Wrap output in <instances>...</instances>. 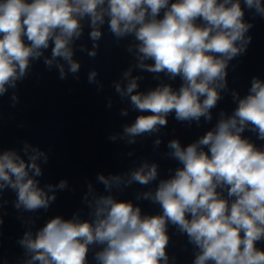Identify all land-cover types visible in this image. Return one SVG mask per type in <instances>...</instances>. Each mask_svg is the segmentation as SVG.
<instances>
[{"label": "clouds", "instance_id": "obj_1", "mask_svg": "<svg viewBox=\"0 0 264 264\" xmlns=\"http://www.w3.org/2000/svg\"><path fill=\"white\" fill-rule=\"evenodd\" d=\"M245 8L264 18V0H243V7L241 0H0V94L15 87L50 42L52 59L45 64L62 58L76 73L80 65L70 45L82 34L81 21L88 19L90 38L97 41L107 16L115 37L134 34L141 69L182 80L178 91L163 85L131 95L135 108L150 114L138 116L126 134L158 131L173 112L181 122L210 121V110L221 99L218 89L226 86L228 62L251 40L245 39L252 27ZM136 88L133 79L125 94ZM246 130L264 141V82L256 77L233 114L222 113L213 130L186 147L176 139L169 142L182 167L161 180L154 194H144L160 206L159 214L142 215L130 201L101 196L91 220L57 215L34 237L26 232L19 241L30 254L25 264H89L93 245L99 246L96 264H168L169 225L198 249L193 264H264V247H258L264 244V148L245 137ZM29 168L40 175L35 157L27 164L14 152L0 154V190L10 186L17 192L18 209H47L55 196L37 186ZM156 177L157 166L144 165L127 183L148 185ZM99 179L106 187L120 182Z\"/></svg>", "mask_w": 264, "mask_h": 264}]
</instances>
